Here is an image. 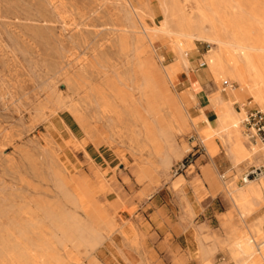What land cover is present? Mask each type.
<instances>
[{"label":"rangeland","instance_id":"obj_1","mask_svg":"<svg viewBox=\"0 0 264 264\" xmlns=\"http://www.w3.org/2000/svg\"><path fill=\"white\" fill-rule=\"evenodd\" d=\"M173 1L0 0V264H207L189 255L195 236L220 245L210 264H233L220 225L233 212L229 223L242 229L261 215L255 236L264 239V198L242 218L223 188L210 192L197 177L209 140L220 148L219 182L242 186L244 172L264 166V146L248 139L243 124L242 139L256 145L259 163L248 158L232 168L217 137L199 134V101L211 94L238 101L241 120L259 106L214 79L207 41L194 40L188 68L153 88L178 101L174 112L160 111L175 128L170 150L146 138L166 127L157 99L134 89V70L147 60L162 71L177 55L167 34H150L142 21L158 24ZM178 2L264 38V0ZM257 247L264 254V242ZM253 255L264 264L255 248Z\"/></svg>","mask_w":264,"mask_h":264},{"label":"bare ground","instance_id":"obj_2","mask_svg":"<svg viewBox=\"0 0 264 264\" xmlns=\"http://www.w3.org/2000/svg\"><path fill=\"white\" fill-rule=\"evenodd\" d=\"M183 6L181 11L180 8ZM163 10L164 16L158 24L148 26L143 21L142 24L144 30L152 35L159 32L167 34L173 42L177 58L165 66L162 71L150 68L147 60L141 62L134 70V89L139 92L140 97L157 99L160 105L154 108V111L158 114L157 118L160 123L166 127V130L157 127L161 136L153 137L147 133V140L155 147H165L170 150L169 146L173 143L172 134L175 128L167 122L166 117L160 111L163 107H167L174 112L178 101L167 88L157 90L153 88L162 78L175 81L178 73L188 68L186 52L192 47L194 40H205L209 44L208 47H211L206 50L205 57L208 63L207 69L214 79L217 82L227 83L232 91H236L237 97L252 98L264 111V38L254 37L245 24H216L210 13L200 6L196 7L195 12L191 8L187 10L185 5H180L178 0H174L171 5H164ZM209 102L215 111L216 124L212 126L213 122L200 114L199 118L205 124V129L199 132L201 137L216 136L233 164L251 156L247 150L246 141L242 139L236 127L238 114L233 103L225 100L221 93L210 97ZM172 119L176 120L175 114ZM178 129L180 130L179 125ZM165 131L169 134L166 135ZM206 145L210 156L218 150L214 140L207 141ZM181 148L183 146H180ZM194 166V164L188 165L185 171ZM205 170L206 166H201V172ZM257 180H247L242 186L218 181L227 193L233 209L242 218H246L258 205L261 197L260 186H263V181ZM252 226V228L248 226L246 238L239 237L232 244V254L244 256L241 264H258L259 262L253 255V251L257 245L255 235L261 230L260 219H257ZM189 246L201 256L204 255L205 248L199 240H192ZM258 257L264 259L260 254Z\"/></svg>","mask_w":264,"mask_h":264},{"label":"crops","instance_id":"obj_3","mask_svg":"<svg viewBox=\"0 0 264 264\" xmlns=\"http://www.w3.org/2000/svg\"><path fill=\"white\" fill-rule=\"evenodd\" d=\"M193 94H194V96H199L198 95L199 93L193 92ZM209 97H207V100L206 101H203L204 104H203V102H201V100L199 101L200 104H201V106H202V109H201V112L198 114V116L200 114H203L207 118L208 121L213 122V120L216 117V115H215V111H214L211 103L209 102ZM199 98L200 99H203L202 96H199L197 99L199 100ZM236 102H238V101H235L234 103H236ZM213 111H214V113H213ZM236 112L238 114V119H237V122H236V127H237L238 131L240 133H242V126L240 125V121H241V117H242V112L240 110H238V111L236 110ZM215 144L217 145V149L218 150L213 155H211V156L207 153V150H206V154H207L206 158H207V161L203 165V166H206V170L203 173L200 170V175L197 176V177L200 178V181L203 182V184H205V185L207 184V186H208L207 188L209 189L210 192H215L217 190L218 191H221L222 186L219 185L218 181H220V180L222 181L223 180V179H221V176L219 178L220 180H217L216 171H218V168H220L221 163H219V160L217 159V157H218V154L217 153H218V151H219L220 148H219L217 142ZM247 150L249 151V153H250L251 156L246 157L241 162H243L244 160L250 158L251 160L253 159V161L255 163H259L260 160L258 159V157L256 155L257 154L256 153V145H254L253 143L248 144L247 145ZM227 157L229 158L228 155H227ZM252 157H254L255 160ZM262 158L264 160V154H263ZM229 160H230V158H229ZM230 162H231V160H230ZM241 162L236 163V164H233L231 162L232 168L236 167ZM263 165H264V162H263ZM224 168H226V166ZM188 172L190 173V171H188ZM262 181H263V186H260L261 187L260 188L261 189V191H260L261 192V197L260 198H264V180H262ZM195 182H196V180L192 181L191 182V185H193ZM199 184H200V182H199ZM204 187L206 188V186H204ZM258 204H259V201H258ZM233 215H234V212L233 213H230V214H226V215H224L221 218L220 225L222 226V229L225 232L224 238L221 240V246L226 249L224 251L228 255V257L231 260V262H233V264H241L242 263V259L239 258V257H237V256H234L232 254V249H233L232 248V244H233V242H234L235 239L239 238L242 235V233H247L248 226L245 229H242L238 225L236 227V226L230 224L229 223V220H230V217L233 216ZM257 219H260L261 220L262 219V216L259 215L256 218V220ZM242 220L243 219L240 218V221H242ZM260 228H261V225H260ZM258 239L259 238L256 236V244L257 245H256L255 249L257 251V254H260L261 257H264V254H262V251L263 250H259L258 247H257L258 244H259V241H261L263 243L264 242V239H262V240H258ZM193 240H195V239H193ZM201 243L203 244V246L205 248L204 255L201 256L198 252H196V250L193 247H190V246H189V249H188L189 250V255L190 256L197 257V258H201L203 261H207V264H210L209 260L213 256L215 250L218 249V247H220V245L213 244L212 246L207 247L206 245H204L203 242H201ZM161 245H164V242H162ZM261 260L264 262V259H261ZM171 264H176V262L171 259ZM218 264H222V262H219Z\"/></svg>","mask_w":264,"mask_h":264},{"label":"built area","instance_id":"obj_4","mask_svg":"<svg viewBox=\"0 0 264 264\" xmlns=\"http://www.w3.org/2000/svg\"><path fill=\"white\" fill-rule=\"evenodd\" d=\"M206 62L204 58L198 63V67H204ZM243 127L249 140H258L264 146V111L258 106H250L245 111V116L242 120ZM264 174V166H253L240 178L243 184L247 180L257 179ZM225 176L221 174V179Z\"/></svg>","mask_w":264,"mask_h":264}]
</instances>
